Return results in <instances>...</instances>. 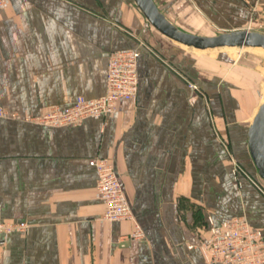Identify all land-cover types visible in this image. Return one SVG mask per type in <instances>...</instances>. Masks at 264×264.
I'll use <instances>...</instances> for the list:
<instances>
[{
    "label": "crops",
    "instance_id": "1",
    "mask_svg": "<svg viewBox=\"0 0 264 264\" xmlns=\"http://www.w3.org/2000/svg\"><path fill=\"white\" fill-rule=\"evenodd\" d=\"M154 2L196 35L243 30L260 16L251 13L254 0ZM259 6L264 12V0ZM128 49L139 53L135 100L74 128L32 121L77 97H101L108 54ZM211 58L196 68L133 0H7L0 223L26 230L0 234V264H207L197 246L212 226L242 217L264 236V184L247 145L260 100L243 68L213 73ZM93 158L112 163L142 239L120 247L133 221L101 219Z\"/></svg>",
    "mask_w": 264,
    "mask_h": 264
},
{
    "label": "built area",
    "instance_id": "2",
    "mask_svg": "<svg viewBox=\"0 0 264 264\" xmlns=\"http://www.w3.org/2000/svg\"><path fill=\"white\" fill-rule=\"evenodd\" d=\"M7 0H0V10ZM136 50H119L108 54L105 93L95 99L77 97L66 107L54 106L39 117L32 118L38 125L48 127L74 128L87 118H98L115 113L118 101H133L137 96L138 76ZM6 111L0 106V117ZM89 165L97 177L96 191L100 196L104 211L101 219L106 222L132 220L133 230L118 237L117 245L125 247L130 242L140 240L143 232L134 221L131 208L122 190L119 176L112 163L104 158H93ZM24 231V223H0V234L7 236L13 231ZM3 244V242H2ZM192 248L191 245L187 246ZM207 264H264V236L249 226L246 219L239 217L212 226L206 239L197 246Z\"/></svg>",
    "mask_w": 264,
    "mask_h": 264
},
{
    "label": "water",
    "instance_id": "3",
    "mask_svg": "<svg viewBox=\"0 0 264 264\" xmlns=\"http://www.w3.org/2000/svg\"><path fill=\"white\" fill-rule=\"evenodd\" d=\"M136 7L158 33L167 39L187 48L198 51L221 48H262L264 33L248 30H236L218 33L214 36H200L180 30L159 12L154 0H133ZM247 145L257 175L264 183V99L247 130Z\"/></svg>",
    "mask_w": 264,
    "mask_h": 264
},
{
    "label": "rangeland",
    "instance_id": "4",
    "mask_svg": "<svg viewBox=\"0 0 264 264\" xmlns=\"http://www.w3.org/2000/svg\"><path fill=\"white\" fill-rule=\"evenodd\" d=\"M259 7H260L259 0H254V3L250 7L251 13L256 14L259 12L260 16L257 17L258 20H255L254 24L248 25L244 30L264 33V12ZM206 34L208 35H200V36L212 37L214 36V34L216 35L218 33L208 32ZM207 52L188 49V53L192 55L197 61V64H195L196 68L198 69L202 68L207 63V60L205 59L208 57H212L211 63H212L213 73L219 72V70L221 69L227 70V72L229 71L231 72L236 68L238 69L243 68L242 72H244V75H246L245 79L248 81V84L251 85L252 89H256L255 91L257 94V98L260 100V102L264 99V59L261 57V53L259 51L253 48L244 47L240 49L239 48L230 49V50L222 49L219 51L217 50L216 52L213 51L212 52L207 51ZM221 56L227 58L226 59L227 64L220 62L219 57ZM195 83L193 81H188L189 87L193 90L198 89V85L197 83L196 84ZM243 84L246 85L247 84L246 81H244ZM235 167L236 170L240 168L237 164H235ZM259 180L261 183H263L260 178Z\"/></svg>",
    "mask_w": 264,
    "mask_h": 264
},
{
    "label": "bare ground",
    "instance_id": "5",
    "mask_svg": "<svg viewBox=\"0 0 264 264\" xmlns=\"http://www.w3.org/2000/svg\"><path fill=\"white\" fill-rule=\"evenodd\" d=\"M156 4V3H155ZM159 9V8H158ZM159 12H160V10H159ZM162 13V12H161ZM165 16V15H164ZM167 19V18H166ZM171 41H172V39H171ZM174 42V41H173ZM175 43V45H178L179 47H183V48H185V46H183V45H180V44H178V43H176V42H174ZM187 48V47H186ZM187 49H191V50H195V49H193V48H187ZM226 50V49H228V50H230V49H235V48H221V49H212V50H204V51H209V52H216L217 50L219 51V50ZM253 49H255V50H257V51H259L260 53H261V57L264 59V49H262V48H253ZM195 51H198V50H195ZM208 53V52H207ZM213 55V54H212Z\"/></svg>",
    "mask_w": 264,
    "mask_h": 264
}]
</instances>
